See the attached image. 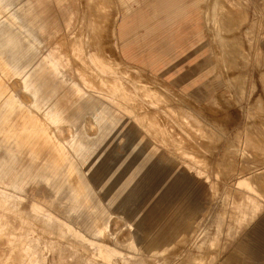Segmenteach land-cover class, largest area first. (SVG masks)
Instances as JSON below:
<instances>
[{"label":"rangeland","instance_id":"374dc122","mask_svg":"<svg viewBox=\"0 0 264 264\" xmlns=\"http://www.w3.org/2000/svg\"><path fill=\"white\" fill-rule=\"evenodd\" d=\"M102 1L0 0V264L75 227L110 243L101 264H216L205 220L255 221L217 264H264L263 53L215 71L205 36L158 78ZM244 1L262 36L264 0Z\"/></svg>","mask_w":264,"mask_h":264},{"label":"crops","instance_id":"0c3cea01","mask_svg":"<svg viewBox=\"0 0 264 264\" xmlns=\"http://www.w3.org/2000/svg\"><path fill=\"white\" fill-rule=\"evenodd\" d=\"M117 2L123 7L122 17L119 18L118 23L115 22L117 44L122 59L137 68L148 69L158 78H160L158 73L164 65L176 59L205 36H209L214 44L211 58L206 61L215 64V71L242 68L252 60L258 62L255 53H259L260 50L264 55V31L261 33L262 36L260 33H255L257 27L263 26L262 20L249 18L244 0H118ZM111 3V0L102 1V4L106 5ZM262 16L264 17V13ZM164 81L170 86L174 84L169 80ZM237 163L239 162L232 161L230 164L233 166ZM212 165H219V160L213 161ZM244 165L250 167L251 163ZM250 176L248 174L241 180H248ZM231 180L234 178L232 177ZM206 221L201 225L205 227L214 225L215 231L219 230V233H216L214 251L217 260L228 242L226 240H233L246 226L255 223V221ZM238 225H243L240 230ZM69 230L68 236L77 237L67 241L47 239V241L51 240V243L41 239L36 245V253L29 256L26 263L101 264L100 257H105L95 248L94 241L108 247L111 246L110 243L99 237L96 239L95 233L89 235L78 227ZM52 254L58 255L57 262L49 261V256ZM107 260H110L109 253Z\"/></svg>","mask_w":264,"mask_h":264},{"label":"bare ground","instance_id":"6f19581e","mask_svg":"<svg viewBox=\"0 0 264 264\" xmlns=\"http://www.w3.org/2000/svg\"><path fill=\"white\" fill-rule=\"evenodd\" d=\"M111 79V78H110ZM151 117V116H150ZM145 119V118H144ZM149 119V118H148ZM152 119V118H151ZM161 127V126H160ZM198 185V184H197ZM196 186V185H195ZM199 186V185H198ZM196 188V187H195ZM200 188V187H199ZM196 190V189H195ZM200 191V190H199ZM20 204V203H19ZM29 211V210H28ZM29 214V213H28ZM12 215V214H11ZM23 216V215H22ZM28 218V217H27ZM20 220V219H19ZM25 220V219H24ZM40 220V219H39ZM23 223V222H22ZM37 223V222H36ZM3 225V224H2ZM30 231V230H29ZM3 235V234H2ZM31 239V238H29ZM29 242V241H28ZM31 242V241H30ZM29 247V246H28ZM40 251V250H39ZM32 253V252H31ZM82 256V255H81Z\"/></svg>","mask_w":264,"mask_h":264}]
</instances>
